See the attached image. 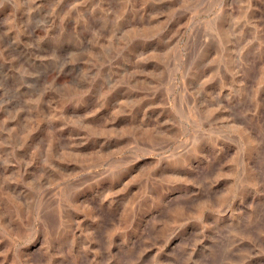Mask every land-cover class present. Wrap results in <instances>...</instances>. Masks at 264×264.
Here are the masks:
<instances>
[{"label": "rangeland", "instance_id": "1", "mask_svg": "<svg viewBox=\"0 0 264 264\" xmlns=\"http://www.w3.org/2000/svg\"><path fill=\"white\" fill-rule=\"evenodd\" d=\"M0 264H264V0H0Z\"/></svg>", "mask_w": 264, "mask_h": 264}]
</instances>
